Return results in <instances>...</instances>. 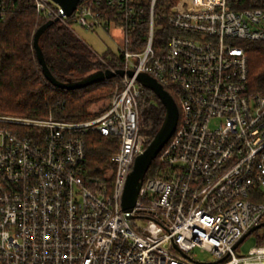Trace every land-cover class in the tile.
<instances>
[{
	"label": "built area",
	"instance_id": "obj_1",
	"mask_svg": "<svg viewBox=\"0 0 264 264\" xmlns=\"http://www.w3.org/2000/svg\"><path fill=\"white\" fill-rule=\"evenodd\" d=\"M14 1L0 0V20ZM31 1L70 30L114 25L123 69L135 75H117L122 89L88 120L0 114V264H264L263 237L241 256L234 248L264 221V96L248 92L238 43L264 39V8L174 0L160 12L157 0H80L68 16L53 0ZM160 19L175 32L159 50ZM140 72L170 92L179 118L127 212L126 181L150 139L140 132ZM89 130L119 142L105 180L85 173Z\"/></svg>",
	"mask_w": 264,
	"mask_h": 264
},
{
	"label": "trees",
	"instance_id": "obj_2",
	"mask_svg": "<svg viewBox=\"0 0 264 264\" xmlns=\"http://www.w3.org/2000/svg\"><path fill=\"white\" fill-rule=\"evenodd\" d=\"M173 1L157 0L156 11H163ZM227 6L236 12L264 8V0H227ZM46 21L36 13L31 0H15L5 18L0 20V114L88 120L93 117L89 112L93 104L111 99L116 90L122 89L119 78L115 76L78 89L55 87L44 76L33 45L36 30ZM146 23L147 20H142L139 29L134 31L135 42L143 40ZM158 23L162 28L154 37V45L160 50L175 30L166 19H160ZM39 43L48 67L62 82L77 81L108 67L123 69V59L118 53L107 50L102 55L105 63L102 62L85 42L59 21L44 31ZM238 43L245 48L248 57V92L264 96V39H244ZM138 101L140 132L148 135L150 142L164 125L167 111L156 92L148 86L142 85ZM84 139L86 175L105 180L109 169L114 166L112 156L119 144L118 139L96 130L87 131ZM159 164V158H156L144 179L153 177ZM258 201L264 203V195ZM262 242L261 238L257 243Z\"/></svg>",
	"mask_w": 264,
	"mask_h": 264
},
{
	"label": "water",
	"instance_id": "obj_3",
	"mask_svg": "<svg viewBox=\"0 0 264 264\" xmlns=\"http://www.w3.org/2000/svg\"><path fill=\"white\" fill-rule=\"evenodd\" d=\"M61 6L63 14L68 16L72 15L78 7L80 0H53ZM58 21V18L49 19L44 24H42L35 32L33 38V45L36 51L37 58L41 65L42 71L46 79L52 83L55 87L62 89H78L86 87L90 84L96 82H102L106 79H110L117 75H124L127 73L129 76H134L135 73L133 70H124L117 69L112 70L107 68L106 70H101L95 73H92L80 80L72 82H62L58 80L50 68L47 65L44 53L39 43V39L44 31L49 28L51 25L55 24ZM136 80L142 85L152 88L163 105L166 108L167 116L164 125L161 130L156 134V136L147 144L144 151L137 156L135 159L133 168L128 175L126 185L124 188L122 196V207L125 211L130 212L136 205L138 198L139 190L142 185L144 175L147 169L151 166L152 162L157 158L162 148L169 141L171 136L176 130L178 118H179V109L177 103L170 92L164 88V86L159 83L155 78L150 76L147 73L140 72L136 74ZM264 226V221L253 226L248 232H246L241 239L235 244L234 248H237L252 232L256 231L260 227Z\"/></svg>",
	"mask_w": 264,
	"mask_h": 264
},
{
	"label": "rangeland",
	"instance_id": "obj_4",
	"mask_svg": "<svg viewBox=\"0 0 264 264\" xmlns=\"http://www.w3.org/2000/svg\"><path fill=\"white\" fill-rule=\"evenodd\" d=\"M73 28L75 30H71L72 33L78 39L85 42L89 48L93 49L98 55H100V57L109 49L116 52L118 48L117 43H123L122 38L116 33V31H114V25H112L109 31L102 27H97L94 30H88L77 24H74ZM97 57L100 59L99 56ZM109 100H101L89 108V112L93 115V117L100 115L106 109ZM259 237L264 238V226L248 235L247 238L236 248L235 253L238 256L247 253L250 247L257 244ZM196 256L202 260L211 258L208 252L200 251L199 249L196 250Z\"/></svg>",
	"mask_w": 264,
	"mask_h": 264
},
{
	"label": "crops",
	"instance_id": "obj_5",
	"mask_svg": "<svg viewBox=\"0 0 264 264\" xmlns=\"http://www.w3.org/2000/svg\"><path fill=\"white\" fill-rule=\"evenodd\" d=\"M114 31H116L117 34L119 33L118 30H115V29H114Z\"/></svg>",
	"mask_w": 264,
	"mask_h": 264
}]
</instances>
